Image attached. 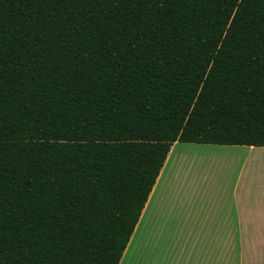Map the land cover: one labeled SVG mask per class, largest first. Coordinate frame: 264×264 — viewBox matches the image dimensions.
Wrapping results in <instances>:
<instances>
[{
    "label": "trees",
    "instance_id": "1",
    "mask_svg": "<svg viewBox=\"0 0 264 264\" xmlns=\"http://www.w3.org/2000/svg\"><path fill=\"white\" fill-rule=\"evenodd\" d=\"M176 142L264 147V0H0V264H119Z\"/></svg>",
    "mask_w": 264,
    "mask_h": 264
},
{
    "label": "crops",
    "instance_id": "2",
    "mask_svg": "<svg viewBox=\"0 0 264 264\" xmlns=\"http://www.w3.org/2000/svg\"><path fill=\"white\" fill-rule=\"evenodd\" d=\"M119 264H264V147L176 142Z\"/></svg>",
    "mask_w": 264,
    "mask_h": 264
},
{
    "label": "rangeland",
    "instance_id": "3",
    "mask_svg": "<svg viewBox=\"0 0 264 264\" xmlns=\"http://www.w3.org/2000/svg\"><path fill=\"white\" fill-rule=\"evenodd\" d=\"M164 211V210H163ZM139 232L137 233L136 237L133 239L134 242H133V245H132V248H139L140 246V242H139Z\"/></svg>",
    "mask_w": 264,
    "mask_h": 264
},
{
    "label": "bare ground",
    "instance_id": "4",
    "mask_svg": "<svg viewBox=\"0 0 264 264\" xmlns=\"http://www.w3.org/2000/svg\"><path fill=\"white\" fill-rule=\"evenodd\" d=\"M136 232L138 233V232H139V229H138ZM137 233H136V235H137ZM135 237H136V236H135ZM135 237H134V238H135ZM133 242H134V241H133ZM128 248H129V247H128Z\"/></svg>",
    "mask_w": 264,
    "mask_h": 264
}]
</instances>
